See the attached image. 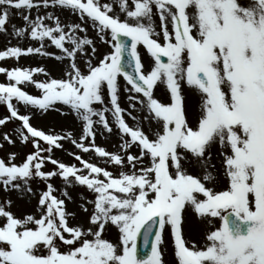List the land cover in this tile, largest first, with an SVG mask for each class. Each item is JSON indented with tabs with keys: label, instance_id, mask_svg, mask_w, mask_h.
Returning a JSON list of instances; mask_svg holds the SVG:
<instances>
[{
	"label": "snow or ice",
	"instance_id": "1",
	"mask_svg": "<svg viewBox=\"0 0 264 264\" xmlns=\"http://www.w3.org/2000/svg\"><path fill=\"white\" fill-rule=\"evenodd\" d=\"M118 5L123 20L110 14L112 4L101 0H0V32L6 31L12 8L29 13L41 6L66 8L81 21L62 24L53 12L34 18L24 14L26 26L14 27L13 34H27L40 46L0 50V59L38 53L67 61L62 78L45 81L32 78L34 72L47 75L42 67H0L10 81L0 83V102L10 113L0 118V125L13 118L21 121L16 132L34 148L19 164L13 162L15 153L7 161L0 158V188L31 194L33 179L47 182L37 198L38 216L17 217L10 210L11 200L0 204V264H164L166 229L177 264H264V0H118ZM83 22L110 46L102 58L96 57L95 42ZM46 38L60 55L44 52ZM140 44L153 60L147 72ZM121 76L127 108L120 103ZM22 82L34 83L42 94L23 91L18 86ZM158 83L168 92L166 102L154 95ZM182 85L199 95L195 124L188 120ZM14 100L42 111L56 110L57 103L66 106L68 113L61 110V115L77 118L81 135L46 133L32 126L30 114H19ZM145 122L151 135L143 130ZM97 127L108 134L115 127L123 155L95 145ZM65 139L131 171L114 176L78 153L73 155L79 167L54 159L53 149H62ZM4 140L14 143L8 133ZM133 146L136 154L130 151ZM213 146L223 159L222 190L207 186L216 180L209 170L214 168ZM46 162L56 167L43 171ZM193 162L203 170L202 177L187 171L185 165ZM56 176L65 183L66 198L67 187L74 185L93 194V199L80 194L84 212L92 205L89 227L69 225L75 213L67 212L65 199L53 194L50 181ZM188 207L209 224L213 218L220 221L207 233L203 247L182 234ZM108 224L118 229L117 244L102 238ZM138 237L145 247L150 245L143 257Z\"/></svg>",
	"mask_w": 264,
	"mask_h": 264
},
{
	"label": "rangeland",
	"instance_id": "2",
	"mask_svg": "<svg viewBox=\"0 0 264 264\" xmlns=\"http://www.w3.org/2000/svg\"><path fill=\"white\" fill-rule=\"evenodd\" d=\"M129 4H132V0H128ZM241 3L247 4L250 2V0H240ZM101 3H110L113 6V10L110 14L113 15H119V18L121 20L125 19V14L121 12L118 0H101ZM156 10L154 9V12ZM47 12H53L54 15L58 16L61 20L62 24H67L69 22L71 23H81L78 14L73 13L70 9L66 8H52L49 7L48 9L43 8L42 6L39 9H32L29 13V10L27 9H20L17 10L15 8H12L9 10V17L7 24L5 26L6 31L0 32V50H5L9 46H19L21 48H27L29 46L32 47H38L40 46V41L33 40L29 38L27 34H25L23 37H17L13 34V28H23L25 27V21L23 20L24 14H30L32 18H34L37 14L39 15H45ZM156 25H159V19L158 15H154L153 17ZM45 23H48L50 26L52 25V21H45ZM84 28L87 29V36L92 38L95 42L96 46V57L102 58V56L110 51V46L108 44H105L101 41H99L96 30L91 26L89 22H83ZM81 35H84V33H81ZM110 38V37H109ZM44 52L46 53H54L56 55H60V51L54 46L51 45L50 41L46 38L44 40ZM70 46V45H66ZM138 53L141 58V62L143 65V70L147 72L150 70V67L153 64V60L150 58V55L147 53L146 48L140 44L138 45ZM97 61L96 59L93 60V63L95 64ZM78 63L80 64L81 68L84 67L83 60L78 57ZM67 64V61H60L55 59L52 55H42L38 53H32V54H21L18 58L16 57H8V58H2L0 59V67H3L5 69L11 70L16 67H20L22 69H33V68H40L42 67L45 69L47 75L44 73H36L34 72L32 74L33 81H45L50 78H62L64 76L65 66ZM10 82L6 73H0V83H8ZM14 82V81H12ZM119 95H120V103L121 106L124 108L128 107V104L126 102V93L124 92V87L126 85V82L122 78V76L119 78ZM21 87V89L29 94L39 96L41 95V91L38 90L34 83L32 82H22L18 85ZM183 95L185 97L184 103L185 108L187 111V116L190 124H195V117L199 113V104H200V98L199 95L194 91L189 89L186 85H182ZM154 95L156 98L160 99L162 102H166L168 100V92L166 91L165 85L162 83H158L154 88ZM107 99V97H106ZM13 103L17 104L18 112L19 114H30V123L32 126L37 127L40 130L45 131L46 133H52V134H66L68 132H71L74 137L78 138L79 135H81L82 127L81 123L75 118L72 114H65L61 115V110H63L65 113H68V109L66 106H63L59 103L55 105L56 110H48V111H42L38 110L35 107L27 106L25 107L23 104L17 103L15 100ZM97 108H100L101 105L97 104ZM10 113L7 110L6 105L3 102H0V118H3L5 116H9ZM109 116V120L111 122L110 114H107ZM127 122L130 126H134V121H132L130 118L125 117ZM14 122H17L16 127ZM21 126V121L18 119H10L6 121L4 125H0V158L8 160L9 153H15V159L13 162L19 164L21 163L25 158L26 155L32 151H34V148L31 144V142L22 143L19 134L16 132V129ZM157 126L155 123L152 124V129H155ZM143 130L151 135L152 133L149 131V125L147 122L143 123ZM97 134L95 137V145L104 147L106 151L110 153H120L123 155L122 150L120 149V144L122 141L120 140L117 130L115 127L113 128V132L111 134H108L107 132H101V129L97 127L96 129ZM8 133L9 136L12 138L14 143H8L4 140V134ZM125 139H128V137H125ZM60 143L63 145L62 149H56L54 148L52 151V156L54 159H57L65 164H76L77 167L80 166L79 161L74 159L73 154H79L81 157H83L84 160L97 163L101 167H105L107 170L111 171L114 176H117L120 171L129 172L131 169L127 166H125L123 169H121L119 166H116L114 164H111L107 161L106 158L99 157L97 154L94 153V150H90L89 152H83L82 150H79L77 147H75L69 140H61ZM130 151L133 154L137 153V149L135 146H133ZM147 163V161H145ZM211 164L214 165V168H210L209 170L213 172V175L216 176V180L211 183H207L208 187H214L216 190H222L225 184L224 180V166H223V159L222 156L219 154L217 150V146H213L211 149ZM56 166L46 162L43 166V171H50L54 169ZM185 167L187 168V171L196 176H201L203 174V170L195 163L186 164ZM54 185V192L53 194L56 195L58 198L65 199V206L66 210L69 213H75V217H69V225L70 226H77V225H83L85 228L89 227L88 224V217L92 211V205H88V212H84L80 205L84 202L81 199V193L83 194L84 198L86 199H93V194L87 190L83 186H69L67 187V193L69 198H66L63 194V189L65 187L64 181L59 177L56 176L51 179L50 181ZM46 181L40 180V179H33L30 184L32 188V193L29 194L26 191L25 192H17L15 190L5 192L2 188H0V204H3L5 200H11V207L10 210L17 216V217H23L27 214H36L37 216L39 213H37L36 210V204H37V198L40 192L44 189ZM193 218V217H192ZM201 222L205 227L210 225L206 219H201ZM220 223L218 218H213L211 220V224L213 225V228L215 226H218ZM203 226V227H204ZM203 233V228H202ZM115 234V238L113 239L112 235ZM188 235V234H187ZM119 232L118 229L108 224L106 225L104 231L102 232V238L107 239L108 241L112 242L113 244H116L118 241ZM186 241L188 242H195L197 247H203L207 241H206V235L198 236L194 232H191L189 237H184ZM164 242H168L170 245L173 240L169 234V231L166 229L163 234ZM163 248V256H164V247ZM61 251H64L65 249L61 246ZM164 264H177V260L175 257H172L171 260L166 259L163 257Z\"/></svg>",
	"mask_w": 264,
	"mask_h": 264
},
{
	"label": "bare ground",
	"instance_id": "3",
	"mask_svg": "<svg viewBox=\"0 0 264 264\" xmlns=\"http://www.w3.org/2000/svg\"><path fill=\"white\" fill-rule=\"evenodd\" d=\"M183 216H184L183 230H182L183 236L188 238L191 232H194L198 236H202L203 235L202 233L203 224L200 222V220H197L191 217V216L197 217V215L195 213L189 212L188 209H185ZM112 237L113 239H116L115 234H113ZM118 240H119V237H118ZM164 257L168 260H171L172 257H175L173 241L171 242L170 245L168 243L164 244Z\"/></svg>",
	"mask_w": 264,
	"mask_h": 264
},
{
	"label": "water",
	"instance_id": "4",
	"mask_svg": "<svg viewBox=\"0 0 264 264\" xmlns=\"http://www.w3.org/2000/svg\"><path fill=\"white\" fill-rule=\"evenodd\" d=\"M140 249H141V251H140ZM144 249V250H143ZM148 251H150V245L148 246V247H145L144 245H143V241H142V237L140 238V244H139V253H141V254H146Z\"/></svg>",
	"mask_w": 264,
	"mask_h": 264
}]
</instances>
